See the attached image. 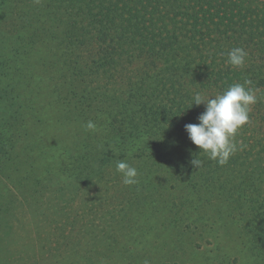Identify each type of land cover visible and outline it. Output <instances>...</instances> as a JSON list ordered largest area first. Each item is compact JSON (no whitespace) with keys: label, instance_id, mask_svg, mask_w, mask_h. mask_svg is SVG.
Masks as SVG:
<instances>
[{"label":"trees","instance_id":"16d2710c","mask_svg":"<svg viewBox=\"0 0 264 264\" xmlns=\"http://www.w3.org/2000/svg\"><path fill=\"white\" fill-rule=\"evenodd\" d=\"M37 8L20 39L44 46L42 62L61 81L62 120L75 130L35 159L23 154L14 118L0 121V264H28L8 241L17 198L34 217L42 205L50 211L32 218L48 226L34 233L48 264H119L138 252L140 224L175 226L173 208L233 226L240 264H264V0ZM19 68L0 55L10 81L0 86L2 108L17 104Z\"/></svg>","mask_w":264,"mask_h":264},{"label":"rangeland","instance_id":"374dc122","mask_svg":"<svg viewBox=\"0 0 264 264\" xmlns=\"http://www.w3.org/2000/svg\"><path fill=\"white\" fill-rule=\"evenodd\" d=\"M44 0H0V55L2 59H14V62L22 69L17 74L19 98L13 108L9 106L0 107V121L13 117L16 126L20 129V147L26 146L23 151L28 157L35 159H48L54 149L61 143L71 141L75 127L72 121L62 120V109L57 104L56 96L61 91L58 73L49 70L42 62L46 50L42 44H36L35 49H29L25 42L20 39L28 32L23 23L37 12ZM17 33L20 36L15 37ZM49 43L48 45H53ZM16 54L14 56V51ZM8 70H11L8 68ZM12 72V70H11ZM9 77V76H7ZM10 82V81H9ZM8 79L0 76V86L7 91L10 86ZM63 91V88H62ZM13 115V116H12ZM31 122L27 125L25 120ZM21 122V123H20ZM23 123V124H22ZM24 123L33 128L31 134L23 131ZM32 124V125H31ZM42 149H39L40 147ZM32 150H29L30 148ZM41 152V154H40ZM26 157V156H24ZM81 193V191H80ZM78 194L74 208L79 212L80 204ZM21 197V196H20ZM46 204V203H45ZM43 207V213L34 217L33 209L29 201L17 198V207L14 215H7V220L13 222V236L8 240L13 253L27 256L28 264H48L41 249H38L39 241L35 239L34 233L43 231L48 226L41 228L34 225L43 216L49 217L47 210ZM172 206V205H171ZM175 207H178L176 205ZM182 209L173 208L168 215L175 217L174 225H167L161 221H153L149 225L140 224L138 230V252L124 253L118 260L119 264H240L244 251L235 240L231 232L233 226H223V221H211L195 219L194 214L183 215ZM34 217V222L32 218ZM58 219V218H57ZM54 232V231H53ZM45 235V234H44ZM20 264V263H15Z\"/></svg>","mask_w":264,"mask_h":264}]
</instances>
